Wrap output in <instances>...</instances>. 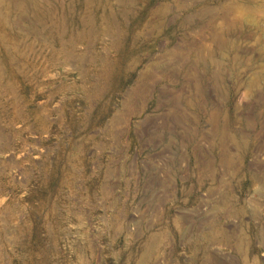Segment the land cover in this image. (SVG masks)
Wrapping results in <instances>:
<instances>
[{
  "label": "rangeland",
  "instance_id": "obj_1",
  "mask_svg": "<svg viewBox=\"0 0 264 264\" xmlns=\"http://www.w3.org/2000/svg\"><path fill=\"white\" fill-rule=\"evenodd\" d=\"M0 264H264V0H0Z\"/></svg>",
  "mask_w": 264,
  "mask_h": 264
}]
</instances>
